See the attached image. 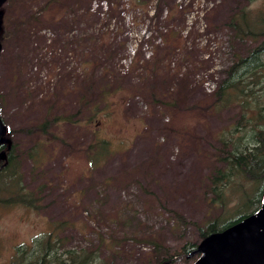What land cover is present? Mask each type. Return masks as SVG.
Returning a JSON list of instances; mask_svg holds the SVG:
<instances>
[{"label":"rangeland","instance_id":"rangeland-1","mask_svg":"<svg viewBox=\"0 0 264 264\" xmlns=\"http://www.w3.org/2000/svg\"><path fill=\"white\" fill-rule=\"evenodd\" d=\"M172 6L188 11L167 17ZM2 9L0 114L17 172L0 178V264H17L48 237L61 250L98 247L109 264H145L155 248L147 239L200 243L180 215L203 223L238 213L233 189L225 206L210 202L208 176L223 165L219 136L240 109L207 105L256 44L230 19L264 12V0H148L146 10L129 0H7ZM169 26L182 29L180 47L161 46ZM105 70L119 88L89 120ZM58 114L75 121L44 130ZM97 137L112 149L98 160ZM12 181L32 204L15 200ZM192 262L179 254L167 264Z\"/></svg>","mask_w":264,"mask_h":264},{"label":"trees","instance_id":"trees-1","mask_svg":"<svg viewBox=\"0 0 264 264\" xmlns=\"http://www.w3.org/2000/svg\"><path fill=\"white\" fill-rule=\"evenodd\" d=\"M120 0H108V5L113 7ZM129 5L134 8L146 10L148 0H129ZM172 6L169 9L167 17L173 16L177 11L187 12L188 8ZM237 37L252 38L256 44L250 49L248 54L239 55L236 60L226 69V74L218 81L212 95L214 101L207 105L211 109H224L237 105L240 109L238 118L227 126L220 134L219 138L223 142L221 159L223 165L215 167L208 176V189L212 193L209 197L214 205L225 206L232 200L228 189L239 192L236 197L239 211L233 216L209 219L205 222L187 220L180 215L184 221L196 225L198 232L203 239L208 234L222 230L243 217L255 211L262 201L264 194V12L253 15L248 10L243 9L235 14L229 21ZM164 29V30H163ZM163 35L162 47L173 49L183 44V33L179 27L169 26L160 29ZM153 56L145 61H150ZM109 58V57H108ZM138 59L134 57L133 63ZM139 61V60H138ZM159 63V60H154ZM108 61L106 62V64ZM104 77V85L96 89L95 95L99 99L95 102L86 104L91 108L89 120L95 117L100 110V104L107 101L109 94L118 91L119 85L110 82V71L105 70L101 73ZM61 119L75 121L71 115H61L58 117L47 118L42 127L44 130L51 123ZM9 131V129H8ZM6 147V144L0 145V149ZM16 145L12 142L7 150V158L0 159V178L5 174L13 176L17 172L15 157L13 151ZM95 150L93 156L98 160L103 158L111 151V144L107 138L97 137L94 144ZM249 182L250 187L246 186ZM14 188L16 192L15 200L21 202L33 203V197L24 188L18 187L14 181L8 185ZM209 202V203H210ZM244 208L245 211L240 213ZM155 244L152 254L144 256L145 264H167L171 259L179 254H187L193 258V261L199 255L196 251L199 243L187 240L185 243L171 249L165 246L159 240H150ZM40 247L33 248L29 255L19 253L16 256L17 264H109L100 258L98 247L91 248H68L61 250V246H54L51 237L47 241H37Z\"/></svg>","mask_w":264,"mask_h":264},{"label":"water","instance_id":"water-1","mask_svg":"<svg viewBox=\"0 0 264 264\" xmlns=\"http://www.w3.org/2000/svg\"><path fill=\"white\" fill-rule=\"evenodd\" d=\"M0 0V57L2 50L1 31L4 10ZM8 125L0 114V159L7 158L12 145ZM199 255L191 264H264V194L261 205L252 213L234 224L205 236L197 249Z\"/></svg>","mask_w":264,"mask_h":264}]
</instances>
